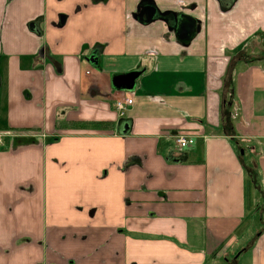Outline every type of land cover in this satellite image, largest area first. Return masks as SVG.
Returning <instances> with one entry per match:
<instances>
[{"label": "crops", "instance_id": "1", "mask_svg": "<svg viewBox=\"0 0 264 264\" xmlns=\"http://www.w3.org/2000/svg\"><path fill=\"white\" fill-rule=\"evenodd\" d=\"M0 132V264H264V0H0Z\"/></svg>", "mask_w": 264, "mask_h": 264}, {"label": "built area", "instance_id": "2", "mask_svg": "<svg viewBox=\"0 0 264 264\" xmlns=\"http://www.w3.org/2000/svg\"><path fill=\"white\" fill-rule=\"evenodd\" d=\"M134 104V97L132 94L121 95L115 99V109L119 112L120 116H123L129 108ZM5 134L0 132V146L4 143ZM175 143L180 150L192 147L196 141L195 138L189 134L180 133L175 137Z\"/></svg>", "mask_w": 264, "mask_h": 264}, {"label": "water", "instance_id": "3", "mask_svg": "<svg viewBox=\"0 0 264 264\" xmlns=\"http://www.w3.org/2000/svg\"><path fill=\"white\" fill-rule=\"evenodd\" d=\"M177 30V36L181 39H189L193 37L195 32V23L192 18H180ZM134 76L129 75L116 79V84L129 88L133 83Z\"/></svg>", "mask_w": 264, "mask_h": 264}, {"label": "rangeland", "instance_id": "4", "mask_svg": "<svg viewBox=\"0 0 264 264\" xmlns=\"http://www.w3.org/2000/svg\"><path fill=\"white\" fill-rule=\"evenodd\" d=\"M126 91V90H125ZM220 264H225V262L224 261H220Z\"/></svg>", "mask_w": 264, "mask_h": 264}]
</instances>
